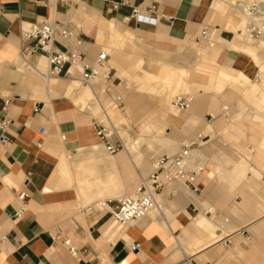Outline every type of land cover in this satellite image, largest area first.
<instances>
[{
    "label": "crops",
    "instance_id": "0c3cea01",
    "mask_svg": "<svg viewBox=\"0 0 264 264\" xmlns=\"http://www.w3.org/2000/svg\"><path fill=\"white\" fill-rule=\"evenodd\" d=\"M220 2L0 0V117L10 120L8 140H0V264H264V90L253 92L249 86L215 79L224 73L249 81L257 71L253 55L241 49L247 42L238 41L232 30L240 20L234 25L221 15ZM135 7L156 17V24L125 21ZM41 21L61 22L78 31L91 56L100 49L96 40L103 41L114 67L110 86L116 76L127 77L156 105L141 127L162 134L156 137L162 150L172 154L180 142H200L199 135L205 136L198 148L205 166L197 179L200 193L181 191L173 196L164 189L159 196L165 207L161 224L147 217L118 228L110 212L98 206L135 192L152 172L150 148L135 140L113 157H104L95 120V112L104 109L96 91L104 82L88 87L74 79L42 75L48 71L47 59L23 53L30 42L20 36L22 27ZM211 25L217 27L212 48L193 54L194 63L208 73L207 88L217 98L201 93L188 112L180 113L170 91L178 86L195 88L187 79L186 65L165 62L159 73H153L143 67L142 56L124 49L129 43L139 45V38L156 45L200 43L202 29ZM252 44L258 55L254 57L263 59L264 47ZM164 69L169 76L162 74ZM245 96L263 114L251 116L253 124L232 125L226 109L234 118ZM127 108L138 114L142 104L128 98ZM42 127L46 135L39 145L35 136ZM250 141L257 145L255 151L251 158H243ZM138 149L144 150L143 156H138ZM17 191L28 193L24 203ZM101 195L111 197L97 200ZM58 233L71 239L78 255L56 239ZM3 236L7 238L2 240ZM133 243L139 250H131Z\"/></svg>",
    "mask_w": 264,
    "mask_h": 264
},
{
    "label": "built area",
    "instance_id": "2783aa9c",
    "mask_svg": "<svg viewBox=\"0 0 264 264\" xmlns=\"http://www.w3.org/2000/svg\"><path fill=\"white\" fill-rule=\"evenodd\" d=\"M153 5L149 6L152 12ZM256 11V10H255ZM131 18L137 23L156 24L157 18L145 13L139 7H135L131 15L124 17L130 22ZM249 31L257 38L264 34V20L248 21ZM22 39L28 40V44L23 53L40 55L48 61V72L44 76L67 78L77 80L84 86H94L97 82H107L112 80L114 67L110 62V55L100 48L95 56H91L87 50V43L79 36V32L68 28L61 22L41 21L31 23L20 29ZM215 32L210 27L202 29L197 40L208 45L214 44ZM117 106H122V99L116 97ZM193 98L189 94H178L172 100V104L179 110L187 111L191 108ZM10 101L5 103L8 108ZM39 109L36 108V111ZM227 113L229 109H226ZM213 118L214 116L211 115ZM97 136L109 154H116L126 148L125 138L120 134L121 129L114 122L106 109L102 113L95 115ZM10 125L8 118L0 117V140H8L7 129ZM132 132L130 128L125 129ZM46 129L42 127L35 136V141L39 145L45 140ZM205 136L199 135V141L185 142L172 154H163L153 159L152 172L144 177L135 193H126L115 200L100 201L98 206L107 209L118 228H122L132 222L151 217L157 224L165 220V207L159 199L160 193L164 189H170L171 195L175 196L181 191H186L190 195H198L200 189L197 179L204 171V157L198 154V148L202 145ZM31 173L26 175L29 180ZM17 198L22 203L28 198L26 191H17ZM89 207L87 211H91ZM23 209L18 212L21 216ZM7 237L3 236L2 240ZM56 239L61 241L70 253L78 255L77 246L70 238L63 233H58ZM131 250H139V244L133 243ZM121 264V263H119Z\"/></svg>",
    "mask_w": 264,
    "mask_h": 264
},
{
    "label": "rangeland",
    "instance_id": "374dc122",
    "mask_svg": "<svg viewBox=\"0 0 264 264\" xmlns=\"http://www.w3.org/2000/svg\"><path fill=\"white\" fill-rule=\"evenodd\" d=\"M229 1V0H226ZM225 0H221L220 2V8L219 12L221 15H224L226 18L232 19L234 25H237L238 20H240V23L238 27H233L232 30L234 32V35L238 38V41L248 38V42L256 44L257 42H260V46L264 47V34L263 36L257 38L256 36L252 35L249 31L248 21L250 19L248 17L244 18L243 15L241 16V13H238L235 8L231 7ZM233 10L234 15H231V12ZM237 12V13H236ZM243 18V19H241ZM248 18V19H247ZM243 20V21H242ZM213 24V23H212ZM243 25V26H242ZM210 29L214 32H216V26L211 25L209 26ZM245 28V29H244ZM245 31V33L243 32ZM223 34L232 33L231 31H222ZM249 33V34H248ZM140 44L135 45L134 43H129L127 47H125V52L132 53L137 56H142L144 59L143 67L153 73H159L163 64L165 62L172 63V64H184L186 65L189 73L187 76V79L191 84L195 86L194 89L186 87L180 88L179 86L173 90L170 91V98H173L179 93H186L192 96L193 102L198 98V95L201 93H207V94H214L215 98H217L215 91L207 88V83L209 81L208 73L203 71L199 66H197L195 63V56L193 53L195 51H198L199 53L208 52L210 50V45L205 43H198L196 40H193L191 42H165L161 45H156L154 43H148L144 41L143 39L139 38ZM216 40V39H215ZM99 48H103V41L96 40ZM216 45V43H215ZM253 45V44H252ZM263 59H257L253 57V66L256 67V73L253 77H251L248 81V84H246V87L255 88L257 91L264 90V54L262 55ZM195 62V63H194ZM43 66L41 65V69L44 70L46 67V61ZM183 74H185V71H183ZM259 75L261 77L260 82H256L255 78ZM80 85V84H79ZM84 86V85H82ZM97 95L102 103V107L106 109L112 119H119L120 122H118V126L121 129L120 133L124 138L126 145L129 144L133 145V142L135 140H138L139 145L146 144L150 149V160L152 164V158L168 154L166 150H162L160 148V142L156 139L160 135V133L156 130H151V132L144 131L143 127H141V122H143L150 114L153 113V111L157 108L156 105L151 100L150 96L145 93L138 92V88L134 81H129L127 77L120 78L119 76H116V81L113 87L110 86V82L107 83H100L97 85ZM116 95H120L122 97V106H115L116 101ZM128 98H134L135 100H138L140 104H142V108L138 114H134L130 109L127 108V100ZM245 103H241L240 110L236 111L238 115H236L233 118V111L228 113L229 115V123L232 125H236L239 122H246L248 124H253L256 122V120L250 119L253 115L263 114L262 109L249 97L245 96L244 99ZM125 107V109H123ZM192 108V107H191ZM243 108H247L246 111L243 110ZM126 110V112H125ZM190 110V109H189ZM184 110H180V113H186L188 112ZM95 115H99L102 113L101 108H99ZM123 116V118H122ZM209 118L211 119V115H209ZM199 126L203 129L202 120L199 121ZM130 128L132 132H127L125 129ZM173 127H170V130H172ZM168 133L167 130L163 132V136H166ZM99 141V140H98ZM187 142V141H185ZM180 142L176 148V150L179 149V147L185 143ZM250 148L243 151V158H251L252 153L255 151L256 144L253 141H250ZM104 157H113L112 154H109L106 152V150L103 148ZM138 156H143L144 150L138 149L137 150ZM121 193L113 195V196H119ZM107 197H111L108 195H101L98 197L97 200H103ZM94 199L93 201H95ZM90 201V202H93Z\"/></svg>",
    "mask_w": 264,
    "mask_h": 264
},
{
    "label": "bare ground",
    "instance_id": "6f19581e",
    "mask_svg": "<svg viewBox=\"0 0 264 264\" xmlns=\"http://www.w3.org/2000/svg\"><path fill=\"white\" fill-rule=\"evenodd\" d=\"M231 1V4H233V6L235 7V10L238 12V13H241V16L243 15L244 18L248 17L250 19V21L252 20H264V0H229ZM256 10V11H255ZM236 12V13H237ZM246 16V17H245ZM247 18V19H248ZM243 19V18H241ZM243 21V20H242ZM243 26V25H242ZM245 29V28H244ZM245 33V31H243ZM249 34V33H248ZM242 40H244V42L246 41L247 43H245L244 45L241 46V49H243L244 51H246L247 53H251L253 55V57L257 55V52H256V47H253L250 46V42H248V38H243ZM264 42V41H263ZM242 44V43H240ZM264 45V44H263ZM239 48V47H238ZM263 48V47H262ZM240 49V48H239ZM105 50V49H104ZM262 50V49H261ZM106 52L108 53V51L106 50ZM264 53V52H263ZM259 54V53H258ZM258 56V55H257ZM262 56V55H261ZM260 56V58H261ZM259 58V57H257ZM171 70V69H170ZM27 71V70H26ZM48 72V71H47ZM170 71L168 69H164L162 71V74L164 76H169ZM177 73V72H175ZM213 73V72H212ZM184 75L182 72H181V76ZM180 76V74L178 75ZM216 76V75H215ZM46 77H50V76H46ZM213 77V76H211ZM218 78H215L217 79L218 81H221V82H229V83H232V84H238L240 85V87H246V82L248 81L247 79H245L243 77V79H233L232 77H230L229 75H226L224 73H220L218 76ZM255 81L256 82H260L261 81V77L259 75L256 76L255 78ZM76 82V81H75ZM78 83V82H77ZM85 89H87L88 91H86L87 93H90L89 89L84 87ZM188 89V87H186ZM189 88H190V85H189ZM253 92L256 91V89L254 88L252 90ZM92 93V92H91ZM90 95V94H89ZM94 97V96H93ZM174 99V98H173ZM173 105V104H172ZM174 106V105H173ZM175 107V106H174ZM135 193V192H134ZM134 223V222H132Z\"/></svg>",
    "mask_w": 264,
    "mask_h": 264
}]
</instances>
